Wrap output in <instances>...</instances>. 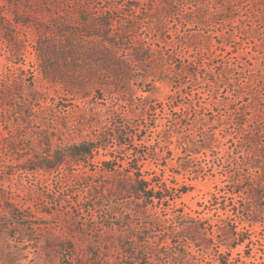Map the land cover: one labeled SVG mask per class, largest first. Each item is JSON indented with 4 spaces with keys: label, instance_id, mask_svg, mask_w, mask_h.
Segmentation results:
<instances>
[{
    "label": "rangeland",
    "instance_id": "rangeland-1",
    "mask_svg": "<svg viewBox=\"0 0 264 264\" xmlns=\"http://www.w3.org/2000/svg\"><path fill=\"white\" fill-rule=\"evenodd\" d=\"M6 86L0 264H264V177L238 179L264 166V0H0ZM77 144L94 148L68 157ZM134 169L161 199L134 190Z\"/></svg>",
    "mask_w": 264,
    "mask_h": 264
},
{
    "label": "trees",
    "instance_id": "trees-1",
    "mask_svg": "<svg viewBox=\"0 0 264 264\" xmlns=\"http://www.w3.org/2000/svg\"><path fill=\"white\" fill-rule=\"evenodd\" d=\"M185 1H189V2H202L204 0H185ZM229 9V7H228ZM198 14H203V10H198L197 11ZM228 13H230V11H228ZM108 20H111L109 18H105V22H96L95 24H90L89 21H84L82 23V26L84 27L85 30L90 31L91 28L95 30L97 29V31L100 29L102 30L103 27H108L109 23H107ZM158 31H163L165 29V23L161 20H158L157 25H156ZM131 28V26L127 25L125 27V31H129V29ZM146 55L143 57L142 61L145 64L143 67L144 72L146 73V75H150L152 76L154 81H162V77H160V75H158V71L159 72H164L165 69L162 68L161 63H159L160 61H162V57L161 54L157 55V50L149 47L148 49H146ZM43 69H45V66H42ZM188 72H190V69H186ZM11 89L9 88V86L4 87L3 89H0V93H8ZM236 121L239 123V127H240V131H239V135H240V142H245L248 143L250 146V148L248 149V151L246 152V156H250L253 155L254 153H256V151H254L255 148L259 147L258 146V136L257 134H253V133H249L246 128L244 127V125L242 124V122H240L241 120L239 118L236 119ZM256 132V131H255ZM212 135H208V134H202L200 136V139H198L197 141L194 140H189V143L194 147V148H210L208 147L206 144L207 142L211 139L212 140ZM172 137L171 136H167L165 137V144L166 146L169 147L170 144H172ZM178 145V144H177ZM264 148V145H262ZM262 146H260L262 148ZM259 147V148H260ZM92 148H94L93 145L90 144H77V145H72L68 148V157H82L85 156L87 154H90V152L92 151ZM188 148V145H187ZM261 150V149H260ZM259 150V151H260ZM261 152V151H260ZM264 152V150L262 151ZM263 156V153H260V157ZM243 163H245V169L243 170V174L240 173L238 176L239 181H248L249 180V175H251L252 173H257L260 176L264 177V166H261V164L257 165L256 161H252L251 163H246L245 161H243ZM65 162H63L61 159L58 161H54V160H50L48 162L42 163L40 162L39 164H35L32 165V170H37V169H44V170H52V169H57L59 166L64 165ZM135 173H134V177H135V181L133 182V187L134 190L137 192H140L142 195H144L145 198L147 199H154L156 198L157 200L161 199V194L159 193L160 191H163L164 189V185L163 183H161L160 181H153L151 178L147 179L144 176H142L141 174H139V170L138 169H134ZM245 170V171H244ZM264 182V181H263ZM124 181L123 180H116L112 186L114 188H122V186L124 185ZM260 187L264 186L262 183L259 185ZM251 187V186H250ZM252 188V187H251ZM182 192H185V190H183ZM236 240L238 241V243L243 242V239H239L236 235ZM236 243V244H238ZM235 246V245H234ZM224 264V263H222Z\"/></svg>",
    "mask_w": 264,
    "mask_h": 264
}]
</instances>
